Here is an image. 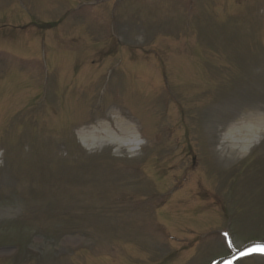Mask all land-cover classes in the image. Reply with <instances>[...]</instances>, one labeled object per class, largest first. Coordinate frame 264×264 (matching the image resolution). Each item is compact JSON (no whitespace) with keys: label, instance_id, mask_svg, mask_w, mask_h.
<instances>
[{"label":"rangeland","instance_id":"obj_1","mask_svg":"<svg viewBox=\"0 0 264 264\" xmlns=\"http://www.w3.org/2000/svg\"><path fill=\"white\" fill-rule=\"evenodd\" d=\"M112 107L138 140L84 147ZM251 109L264 0H0V264H209L224 234L264 242V135L243 155L225 138L244 125L207 124Z\"/></svg>","mask_w":264,"mask_h":264},{"label":"bare ground","instance_id":"obj_2","mask_svg":"<svg viewBox=\"0 0 264 264\" xmlns=\"http://www.w3.org/2000/svg\"><path fill=\"white\" fill-rule=\"evenodd\" d=\"M256 108V105H255ZM259 109H251L249 113L244 116L236 115L234 119L230 120L228 123L221 120H210L207 124H240V126L246 128V134L240 138L239 141H230L228 138L233 136L237 126L231 127L228 130L225 141H229L232 144V148L237 150L240 154H245L247 150L261 137L264 135V118L258 115L256 112ZM93 124H101V128L104 130L103 135L97 132V128H89L87 126L81 127L77 130L79 140L82 145L86 148H90L95 144L103 143L106 138H110L113 141L123 140L130 136L134 141H137V131L132 125L133 121L126 115L122 114L120 111L111 108L106 113H104L99 119H97ZM104 124H117L114 129H108ZM251 124H258L252 126ZM236 139V138H234Z\"/></svg>","mask_w":264,"mask_h":264},{"label":"snow or ice","instance_id":"obj_3","mask_svg":"<svg viewBox=\"0 0 264 264\" xmlns=\"http://www.w3.org/2000/svg\"><path fill=\"white\" fill-rule=\"evenodd\" d=\"M255 250L264 252V246H258Z\"/></svg>","mask_w":264,"mask_h":264}]
</instances>
